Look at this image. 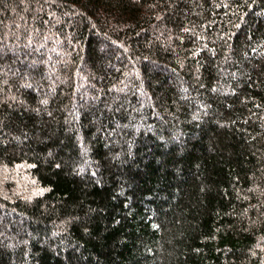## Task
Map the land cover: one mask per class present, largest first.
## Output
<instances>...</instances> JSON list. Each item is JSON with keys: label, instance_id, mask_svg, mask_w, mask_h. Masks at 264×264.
Wrapping results in <instances>:
<instances>
[{"label": "trees", "instance_id": "1", "mask_svg": "<svg viewBox=\"0 0 264 264\" xmlns=\"http://www.w3.org/2000/svg\"><path fill=\"white\" fill-rule=\"evenodd\" d=\"M0 264H264V0H0Z\"/></svg>", "mask_w": 264, "mask_h": 264}]
</instances>
